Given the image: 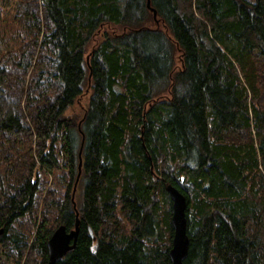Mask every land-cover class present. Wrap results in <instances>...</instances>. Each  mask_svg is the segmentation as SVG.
Listing matches in <instances>:
<instances>
[{
  "label": "trees",
  "instance_id": "obj_1",
  "mask_svg": "<svg viewBox=\"0 0 264 264\" xmlns=\"http://www.w3.org/2000/svg\"><path fill=\"white\" fill-rule=\"evenodd\" d=\"M14 1L0 30L6 255L47 264L49 238L77 222L56 264H170L172 186L183 264H264V0H149L155 18L147 0Z\"/></svg>",
  "mask_w": 264,
  "mask_h": 264
},
{
  "label": "water",
  "instance_id": "obj_2",
  "mask_svg": "<svg viewBox=\"0 0 264 264\" xmlns=\"http://www.w3.org/2000/svg\"><path fill=\"white\" fill-rule=\"evenodd\" d=\"M147 8L150 9L155 18V11L150 8V2L147 0ZM166 192L171 202L172 228L171 247L168 252L170 264H183L188 255L189 239L186 233V199L174 187L167 186ZM153 200L155 196L152 197ZM3 230H0V237ZM78 236V223L74 228L67 231L64 226H59L49 238L47 248V264L59 263L66 255L75 249Z\"/></svg>",
  "mask_w": 264,
  "mask_h": 264
},
{
  "label": "rangeland",
  "instance_id": "obj_3",
  "mask_svg": "<svg viewBox=\"0 0 264 264\" xmlns=\"http://www.w3.org/2000/svg\"><path fill=\"white\" fill-rule=\"evenodd\" d=\"M249 3H254V0H246ZM40 4V2H39ZM16 3L14 0H0V30L4 27L2 23L5 22L6 19H10L11 16L13 17L14 9H15ZM1 32V31H0ZM13 33V32H12ZM15 33V30H14ZM13 33V34H14ZM1 36V33H0ZM10 36V35H9ZM4 39H11V44L14 46H17L18 40H15L13 36L7 37L4 36ZM45 178L47 180V187L49 185H58V178H56L54 175H48L45 173ZM61 177V176H60ZM0 264H15V262L6 255L3 248L0 246Z\"/></svg>",
  "mask_w": 264,
  "mask_h": 264
},
{
  "label": "bare ground",
  "instance_id": "obj_4",
  "mask_svg": "<svg viewBox=\"0 0 264 264\" xmlns=\"http://www.w3.org/2000/svg\"><path fill=\"white\" fill-rule=\"evenodd\" d=\"M223 54V53H222ZM8 68V67H7ZM53 73V72H52ZM5 75V74H4ZM5 80V79H4ZM20 94V93H19ZM22 97V96H21ZM36 103V102H35ZM36 105V104H35ZM22 116V115H21ZM29 118V117H28ZM23 122V121H22ZM254 124V123H253ZM126 134H128V133H126ZM246 155V154H245ZM244 158V157H243Z\"/></svg>",
  "mask_w": 264,
  "mask_h": 264
}]
</instances>
